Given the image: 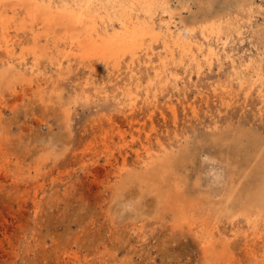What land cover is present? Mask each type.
<instances>
[{
	"label": "rangeland",
	"instance_id": "obj_1",
	"mask_svg": "<svg viewBox=\"0 0 264 264\" xmlns=\"http://www.w3.org/2000/svg\"><path fill=\"white\" fill-rule=\"evenodd\" d=\"M17 1L0 0V264H205L195 238L188 232L171 230L174 213L163 208L157 193H140L135 186L125 188L116 183L114 174L107 175L106 169L113 168L108 158H120L124 142L129 145L130 159L132 149L139 146L132 142L130 132H125L126 141L122 138L120 130L128 128L123 119L120 125L116 123L119 130L109 116H122L115 96L120 98L123 89L129 87L140 94L138 113L151 108L144 102L146 93H156L157 127L166 123L171 131L176 128L183 136L187 158H191H186L182 166L189 180L188 191L200 188L223 198L219 194L226 187L230 167H242L249 153L244 144L234 142L236 130L264 133V117L259 114L256 93L246 103L242 95L228 109L215 97L213 88L229 80L228 55L239 61L264 50V0H169L172 13L156 7L157 23L168 20L173 31H181L184 36L207 14H239L233 21L244 27L240 29L243 34L231 31L226 50L222 41L208 39L220 53V59L215 58L211 65L206 56L207 38L195 28V39L205 42L199 52L200 68L189 57L184 64L171 61L170 68L178 77L168 71L169 82L165 77L163 81L149 80L158 59L153 55V63H147L148 56L142 51V58L134 63L127 54L119 62L102 61L91 66L75 57L56 54L55 49L47 50L42 23L31 21L27 8ZM246 1L255 4L251 14L238 10ZM106 10L102 12L115 9ZM35 31H41L40 39L35 40ZM154 46L157 52L164 51L160 41ZM133 73L140 76V82ZM12 76L18 78L12 81ZM169 103L177 104L178 121H174ZM193 105L198 114L190 109ZM200 133L205 137L200 138ZM242 182L241 187L246 183ZM234 247L237 256L242 255L241 243L236 242ZM242 262L247 264L246 260Z\"/></svg>",
	"mask_w": 264,
	"mask_h": 264
},
{
	"label": "bare ground",
	"instance_id": "obj_2",
	"mask_svg": "<svg viewBox=\"0 0 264 264\" xmlns=\"http://www.w3.org/2000/svg\"><path fill=\"white\" fill-rule=\"evenodd\" d=\"M17 2L27 8V16L31 21L39 20L42 23V31L46 32L47 35V44L44 43L47 50L55 49L56 54L75 57L80 59L82 63L88 62L91 66L100 64L102 61H108V63L110 60L119 62V59L127 54L130 55L131 62L134 63L142 58L140 57V51H142L143 54L148 56L147 63H153V55L158 59L157 65H152L154 74L151 79L149 78L151 81L155 79H162L161 81H163L164 77L165 81L168 80L170 78L168 71H171L172 75H177L176 70L170 68L171 61L184 64L185 59L189 57V61L200 68L202 59L199 52L203 51L205 42L195 39L193 34L195 28H199L203 37L207 38L206 56L210 65L215 58L220 59V53L217 47H214L208 39L211 37L217 42L222 41L223 49L226 50L225 46H227L226 43L231 36V31L235 29L241 34L240 29H244V27L242 28L237 24L238 22L233 21L238 19L239 14H236L235 17L231 16V12L207 14L204 21L190 28L188 36H184L181 31L174 32L168 20L162 19L157 23L154 18L156 7L161 6L165 12L172 13L173 9L169 0H122V3L118 0H74V2L69 0H18ZM254 5L252 1H246L238 7V10L251 14L254 11ZM106 8L115 10L110 13L108 11L105 14L102 10L107 11ZM258 25L260 26V24ZM261 28L264 30V25ZM41 35V31H38V33L35 31V40L40 39ZM223 35H225L224 39ZM5 41L7 48L10 49V40L6 38ZM157 41H160L163 52L156 51L154 42ZM37 50L38 47H36L35 52ZM39 51L43 50L40 48ZM177 57L179 60H177ZM228 57L231 58L229 80L214 87L213 94L216 98L222 100L226 108L229 109L233 104L239 102L242 95L244 96L243 101L246 103L251 95L256 93L260 104L259 114L264 117V50H258L257 56L240 59L239 61L231 55H228ZM20 75L22 74L20 73ZM137 75L136 82H140V76ZM16 78L18 77L12 76L11 80L13 81ZM136 85L138 84L136 83ZM139 95L137 91L133 92L128 87V89H123L120 98L117 99L115 96L119 110L123 114L121 117L109 116L111 124L120 130L121 127L116 126V123L118 124L123 119L122 122L128 128H125L124 131L120 130L122 138L126 141L125 132H130L132 142H134V145L139 144V146L133 149V146H131L133 155L130 159V152L127 149L129 145L124 142L125 144L120 146L121 157L114 156L113 160L108 158L107 161L113 168L111 170L106 169L107 175L114 174L117 177L116 183H120L125 188L135 186L140 193L147 190L157 193L156 196L163 208L174 213L169 225L171 230L188 232L192 235L198 243L201 259L205 264H245L242 262L245 260L247 264H264V133L253 132L252 128L254 126L251 128L252 130L246 128L236 130L235 138H233L234 142L237 145L244 144L249 153L242 167L236 169L230 167L226 187L219 194L223 198H218V195L210 192V190L201 191L200 188L193 189L194 191L190 192L188 191L189 186L187 188L189 180L187 182L188 178L186 179L182 171L183 163L188 154L186 152L187 148L183 147L182 144L183 136L177 132L176 128L171 131L166 123H163L159 128L157 127L155 113L159 107L155 99L157 97L156 93L152 96L146 93L145 100H143L149 103L151 108L148 112L138 113V108L141 110L136 103ZM104 97L108 99L109 96ZM44 103L42 102V104ZM176 105L169 103L167 106L173 115L174 121L177 120L178 116ZM190 109L198 114L194 105ZM161 115L167 122L164 111H161ZM254 128L256 129V127ZM231 130L230 132H232ZM210 134L212 135V133ZM202 136L205 137V135ZM202 136L200 133L199 137ZM104 139L107 140V138ZM220 140L216 141L220 142ZM193 144L195 145V143ZM189 153L191 154V152ZM242 179L246 183L241 187ZM190 182L192 181L190 180ZM236 242L241 243L242 255H238L240 257L237 256V250L234 247Z\"/></svg>",
	"mask_w": 264,
	"mask_h": 264
}]
</instances>
